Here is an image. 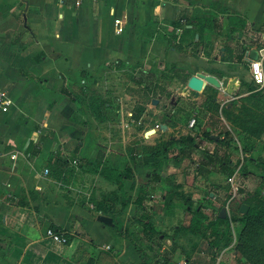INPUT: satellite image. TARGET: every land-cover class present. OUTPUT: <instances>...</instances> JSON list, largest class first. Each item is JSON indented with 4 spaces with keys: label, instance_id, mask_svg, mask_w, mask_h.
<instances>
[{
    "label": "crops",
    "instance_id": "0c3cea01",
    "mask_svg": "<svg viewBox=\"0 0 264 264\" xmlns=\"http://www.w3.org/2000/svg\"><path fill=\"white\" fill-rule=\"evenodd\" d=\"M212 14L218 16L210 23L207 17ZM118 17L124 22L122 32L115 25ZM183 26L189 31L184 33ZM175 29L176 34L180 33L178 42L183 34L191 40H188L189 48L184 46L180 50L172 44L170 39L177 42L173 38ZM209 33L225 38L232 47L233 58L227 61L225 55L229 50L220 43L215 45V57L220 52L215 66L230 63L238 70L247 65L250 68L251 60L245 59V52L264 51V0H0V89L11 100L9 111H0V264L138 263L139 255L133 243L116 229L120 215L114 225L99 221L97 216L105 213L97 211L92 202L86 205L79 201L81 179L72 178L69 182V175H61L63 167H59L62 164L59 158H67L70 171L74 163L83 168L88 160L97 163L109 157L111 148L96 143L90 137L89 123L84 122L81 96L87 92V85H96L95 79L109 82L113 73L132 66L137 60L146 66L145 70L162 67L160 64L166 60L169 66L182 69L181 73H190L186 84L182 78L175 77L182 85L177 89H183L180 94L185 98L174 102L172 113L165 112L168 117L164 121H157L160 126L165 123L167 128L157 129L153 121L144 122L138 132L141 143L148 145L151 162L160 164L145 173L149 185L139 184V172L135 171L132 176L150 198L154 196L153 191L161 190L164 199L167 190L177 185H180L178 191L187 194L188 185L184 183L195 180L194 174L187 172L191 157L181 156L179 149L172 154L178 146L172 147L165 158L161 154L156 159L153 153L162 147L163 143L157 142L160 137L178 140L190 133L194 142L203 139L207 148L215 150L216 145L206 141L202 134L211 131V135L218 136L215 133L220 126L214 122L209 130L205 129L202 109L210 106L208 94L202 92L197 97L185 86L198 71L217 76L207 69L210 62L206 46L196 44L199 36L206 38ZM191 47L200 50L201 55L187 53L186 50L192 53ZM200 57L207 61L204 69L198 65ZM259 58L264 63V54ZM212 87L218 90L216 99L220 106L233 107L228 100L237 95L228 96L224 89ZM104 97L103 111L109 122L116 114L127 111V116L132 114V123L137 124L149 112L156 114L168 108L166 103L162 106L159 102L153 103L155 98L151 96L149 100L141 99L143 111L137 108L139 99L135 98L137 110L132 112L123 106L119 108L116 103L133 98V94L123 92L117 97L116 94ZM189 101L203 115L196 112L186 115L181 108ZM92 111L96 116L97 108ZM174 113L180 121L174 119ZM193 116L199 119L191 127L189 121ZM220 119L227 124L223 112ZM153 128L155 132L146 135ZM212 139L218 141L219 136ZM197 149H200L199 155L201 150L204 152L202 148ZM125 163L128 164L125 161L113 165ZM141 167L145 169L143 164ZM46 169L51 173H45ZM219 171L215 172L218 176L224 175ZM218 178L211 180L216 183L212 184L213 191L220 196L224 185ZM136 208L141 209L137 205ZM161 212L153 218L158 229L180 226L176 223L180 212L177 205L173 215H166L164 207ZM53 224L72 236L69 243L55 241L47 235V229Z\"/></svg>",
    "mask_w": 264,
    "mask_h": 264
},
{
    "label": "rangeland",
    "instance_id": "374dc122",
    "mask_svg": "<svg viewBox=\"0 0 264 264\" xmlns=\"http://www.w3.org/2000/svg\"><path fill=\"white\" fill-rule=\"evenodd\" d=\"M215 15L216 17L218 16V14ZM215 15L212 14V16ZM174 31L175 35L173 38L177 41L180 33L176 34V29ZM170 40L172 44L180 48V50L183 49L184 46L188 47L191 45L188 43L191 40L186 37L179 40V42H174L172 39ZM197 42L206 46L205 50L207 54H209L210 62V66L207 68L209 71L215 72L219 78H223L224 76L238 78L246 83L244 85L241 84L236 98L228 100V102L232 103L233 108L228 115V119L226 117L225 121H227V124L220 119L222 109L226 107V104H222V106L219 104L218 108L209 106L205 107L204 110L202 109L205 114L206 130H209L207 128H211L210 124L214 122L220 123L217 131L224 130L225 128L230 130L233 139H226L227 145H225V143L223 145L209 137H205V139L210 144L216 145L215 150L219 155L222 156L224 153H227V157L230 156L235 160L238 165L235 171L238 170V174L233 181L229 180V177L233 174L230 176H218L215 172L219 170V163L206 160L205 153L201 150L202 152L200 151L199 155L198 150L200 149L194 147L192 149L194 154L192 155L191 153V160L187 172L191 176L194 174V179L196 181L194 180L193 183H184V185H188V193L184 194V197H188V202L195 206L201 202L203 203L205 200H208L209 192L214 193L213 196H215V191H213L215 187H213L211 179L219 177L218 179L223 183L224 190L227 191L229 197H234L233 203L235 207L233 211L237 210L240 203L247 202L251 205L249 210L255 213L264 208V87H259L254 83L248 65L243 67L242 70H238L236 67L234 68L230 63L219 64V66L214 65L217 62L215 58L217 56L220 58L219 51L216 57L215 54H213L217 43L224 45L229 50V53L225 55L227 61L233 58L232 47L228 40L225 38L213 37L209 33V36L206 38L199 36ZM191 50H193L192 53L188 50H186V52L195 54L197 49L191 47ZM153 65L156 66L158 64L154 63ZM160 66L162 67L155 68V70H153V68H151V70H145L146 66L141 65V60H137L132 66L129 65L128 68L121 69L119 73H113L114 75H111L112 77L109 78V82H100L95 79L96 85H87V92L85 91L81 96V103L85 111L84 122L85 124L89 123V129H91L90 137L93 138L96 143L99 142L111 148L109 157L104 161L110 164L128 162L132 167V173H136L135 171L140 173V185L141 183L149 185L150 182H147L148 179L145 173L147 171L152 172L153 165H156L158 162H151L152 156L147 153L149 151L148 145L141 143L138 132L145 121H153L154 127L160 129V124L157 121H164L165 112L169 114L172 113L171 107L174 102H178L185 98L180 94L183 89H181L182 85L179 79L176 78H182L183 84H186V80L190 75V73H181L183 70L177 65L169 66L166 60L162 62ZM160 68L161 70H159ZM218 72L220 74H218ZM186 76L188 77L184 79ZM143 83H145L144 86L140 85ZM177 86H181L180 90L177 89ZM185 86L187 88V85ZM186 91L189 90L186 89ZM190 91L193 94V90L190 89ZM216 91L217 92H212L207 88L203 92L205 94L214 93L217 95L218 90L216 89ZM123 92L133 94L134 97H128L123 103H116V105H119V108L123 106L125 110L135 112L137 108L140 109L142 107V100H149L151 96L159 100L158 105L162 106L166 103L168 108L162 109L156 114L149 112L146 116L140 118L137 124L132 123L131 113L128 114L129 119H126L128 118L127 111H125V113L121 111L119 115L116 114L115 118L109 122V118L104 115L103 111L104 96L116 94L117 97V95H122ZM186 95L188 94H185V96ZM135 98L139 99V104L136 109L134 108L136 104ZM94 108H97L95 113L96 116L92 114V109ZM181 110L185 111L186 115H192V113L195 112L197 115H203L202 112H197L199 109L195 107V105H192L190 101L183 103V108H181ZM206 110L210 111V113ZM88 114L90 116H88ZM171 116L173 117V115ZM177 116L178 114L174 113V119L180 121L177 119ZM180 118L182 119V117ZM196 119L198 120L199 118L196 117ZM157 142L158 144L166 143L168 142V137L162 136ZM177 150L178 148L172 150L171 153L173 154L174 151L177 152ZM177 162H179V160H177ZM201 162L205 163V167L198 172L195 164ZM142 164L145 166V169L141 167ZM73 165L74 170L71 169L67 175L70 176L69 182L72 178L81 179V195L77 193L81 203L88 205L92 202L96 204L95 201H100L104 197L110 196L112 192L115 191L114 196L111 197L113 198V201L111 200V205L117 213H120L118 227L128 230L126 235H128L129 240L133 243L139 255L138 263L134 262L133 264H141L146 254L150 257L153 256L152 258L154 260L151 264H156V261L161 264L163 258L162 254H164L165 250L170 252V257L178 264H251L250 260L239 249L240 234L245 226L244 215L246 214H239V220L234 221L233 224L229 221L220 222L218 226L219 234H215V236L212 235L211 229H209L207 237L194 235L190 232H182L175 235L174 226L171 228L168 227L167 229L161 230L164 234L161 235L162 240L158 246L159 240H157V238H155V241L151 242L147 240V236L144 238L141 234L145 222L142 217L149 215L152 216L153 219L158 212L159 215L162 214L161 211H163L164 199L162 198L161 190L157 192L153 191L154 196L152 198L145 197L146 201L144 204L147 209H142L147 212L145 213L141 209L136 208L135 200L140 194L141 188L137 178L132 176V178L124 180L119 186L111 180L104 179L99 172H96L94 162L88 160L83 168H80L78 163H74ZM247 171L249 172L247 173ZM243 172H245V174ZM48 173L51 172L49 171ZM174 177L177 178L173 175V178ZM66 189L72 191L70 188ZM222 194L225 195V191H223ZM176 200L178 201L176 205L180 211L176 223L179 225H187L190 221V214L187 213L188 203H184L181 198H177ZM216 210V206H213L209 210L211 215L208 216V221L214 218ZM256 233V242L260 246H264V225H261ZM173 236H175L174 239L171 238ZM172 248L173 251L171 250Z\"/></svg>",
    "mask_w": 264,
    "mask_h": 264
},
{
    "label": "trees",
    "instance_id": "16d2710c",
    "mask_svg": "<svg viewBox=\"0 0 264 264\" xmlns=\"http://www.w3.org/2000/svg\"><path fill=\"white\" fill-rule=\"evenodd\" d=\"M207 19L210 21V23L215 21L214 16H210L207 17ZM206 19V20H207ZM235 18H231V21H234ZM240 21L242 23L245 22V20L240 19ZM180 24V22H178L176 25L178 26ZM204 26V25H203ZM205 26H207L206 22H205ZM184 29V26H183ZM184 33H186L187 31H189V29H187L185 27L184 29ZM185 38V34H183L180 38V40ZM195 42V41H193ZM196 44H198V42H196ZM195 55L197 57H199L201 55L200 50L196 51ZM209 56V54H207ZM243 56H240V60H243ZM217 73V72H216ZM218 74H220L218 72ZM188 76H186L184 79H186ZM246 82L242 81V84L244 85ZM208 89H211L212 92H217L216 89H214L212 86H208ZM217 95L216 94H208V100H209V105L211 107H219V104L217 103V99H216ZM233 107L229 108V107H223L222 112L224 114L225 117H227L228 119V115L231 112ZM144 108H140V111H143ZM166 117H168L167 115H165ZM136 118H138V116H136ZM212 134V132L209 131H205L203 133V137H209ZM216 135L219 136L218 142L223 144L225 143V145H227L228 143L226 142V139H233V137H231V132L229 129L225 128L224 130L218 131L217 133H215ZM174 146H178L179 152L181 154H183L182 156H191V152L192 149L194 148V141H190L187 139V137H183L181 139L178 140H168V142L163 143L162 147L158 150H155V148H153L152 151H154L155 154L154 157L157 159L158 156H160L161 154L163 155V158L166 157V154L169 150L172 149V147ZM227 153H224L222 156L218 154V152L216 150H214V153L211 154H206L207 159L206 160H210V161H216L217 163H219L220 169L227 175L230 176L232 174H234L236 171V168L238 167L237 163H232L231 162V157H227L226 156ZM60 163L62 164H57V166L59 165L61 169V175L64 174H68L69 170H67V165H68V161L67 158L62 157L59 158ZM158 163L156 164H160L159 161H156ZM59 163V162H58ZM160 166H158L159 168ZM205 167V163L201 162L198 163V166H196V170L197 171H201L203 168ZM158 168L156 170H158ZM160 169V168H159ZM95 171L99 172V174L108 179L111 180L113 182H115L117 185L120 186V184H122V182L126 179V178H132V167L125 163L123 165H113L110 164L106 161H100L95 163ZM249 171H247L248 173ZM245 174V172H243ZM158 177L160 176V173H157ZM180 185L177 186H173L172 189L167 190V192L165 193L164 196V212L166 215H173L174 214V210L176 207L175 198H182L184 199L187 203H188V207H187V213L190 214V221L187 225L183 224L180 226H177L174 228V234L178 235L182 232H190L194 235H201V236H208V232L209 229H211V233L213 236L218 235L219 231H218V226L219 223L224 221V220H211L208 221V215L207 213H205V210L203 209V205L202 202L197 204L196 206L191 204L190 202H188V197H184V193L182 191H178L177 188H179ZM115 191L112 192V194L108 197H104L103 199H101L100 201H95L96 203V210L97 211H101L105 214H108L109 216H111L113 218V220L117 223V218L120 215V213H117L114 210V207L111 205V200L113 201V198H111L112 196H114ZM147 191L143 188H140V194L138 195V197L135 200V203L137 206H139L141 209L146 210L145 207V200L147 197ZM243 203H247V202H243ZM249 204V203H247ZM249 206L251 207V205L249 204ZM145 213H147L145 211ZM244 220H245V226L240 234V243H239V249L244 253V255L250 260L251 264H264V246H260L257 242H256V235H257V230L261 227V225H264V208L260 209L258 211H256L255 213H253L251 210H249L246 215H244ZM143 220H145L143 228H142V236L144 238H146V236L148 237L147 240L153 242L155 241V238H157V240H159L158 246L162 240L161 235L164 234L160 229L157 228V226L155 225L152 216L147 215L146 217H142ZM141 220V219H140ZM51 228H53L56 232L64 235L65 237H67L68 239V243L70 242L72 236L64 233L61 228H59L56 225H51ZM118 224H116V229L118 231L119 234L124 235L126 238H129L128 235H126V232H128V230L126 229H118ZM172 239L175 238V236L171 237ZM173 251V248L171 249ZM153 257V256H152ZM148 256L146 254V256H144V261H142L141 264H151V262H153V258ZM162 263L161 264H178L175 261L172 260V258L170 257V252L168 250L164 251V254H162ZM156 264L157 261L155 262Z\"/></svg>",
    "mask_w": 264,
    "mask_h": 264
},
{
    "label": "water",
    "instance_id": "95a60500",
    "mask_svg": "<svg viewBox=\"0 0 264 264\" xmlns=\"http://www.w3.org/2000/svg\"><path fill=\"white\" fill-rule=\"evenodd\" d=\"M197 37H198V35H197ZM260 54H264V51L261 52L259 49H252L249 53H248V51L245 52V59H250V60L257 59V58H259ZM206 64H207V61L204 57H200L198 59V65L201 68L204 69L206 67ZM208 84L212 85L218 89H224L226 95L235 97L238 93L239 87L242 84V81L239 80L238 78H230V77L219 78L216 75L207 73L206 71L202 70V71L196 72L195 74H193L189 78V80L187 82V88L193 90L195 92V95L198 97L204 91L205 87ZM158 102H159L158 99H153V103L158 104ZM160 127L165 129V128H167V125L165 123H163ZM153 132H155V128L147 131L146 135H149ZM210 137L218 139V136L211 135ZM187 139L190 141H193L194 136L190 133L187 136ZM194 147L203 148L206 151L209 150L206 147L203 139H199L197 142H194ZM249 208H250L249 204L242 203L241 207H240V212L242 214H246L248 212ZM225 212H226V209L222 208V210H221L222 217L225 216ZM97 219L99 221L103 222L104 224L114 225V220L109 215L99 214L97 216Z\"/></svg>",
    "mask_w": 264,
    "mask_h": 264
},
{
    "label": "built area",
    "instance_id": "2783aa9c",
    "mask_svg": "<svg viewBox=\"0 0 264 264\" xmlns=\"http://www.w3.org/2000/svg\"><path fill=\"white\" fill-rule=\"evenodd\" d=\"M124 22L121 18H116L115 19V25L117 27V30L119 32H122L124 30ZM250 74L252 77V80L254 83L259 86V87H264V63L263 59L257 58V59H252L250 62ZM11 107V100L8 96V94L0 89V111L1 112H7L9 111ZM196 123V117L193 116L189 122V125L192 127ZM15 157V154L13 155ZM49 169L45 170V173H48ZM238 174V170L229 177L230 181H233L236 175ZM47 235H49L53 240L59 241L62 243H68L67 237L64 235L56 232L53 228L49 227L47 229ZM107 248H110L108 246Z\"/></svg>",
    "mask_w": 264,
    "mask_h": 264
},
{
    "label": "flooded vegetation",
    "instance_id": "af4514ba",
    "mask_svg": "<svg viewBox=\"0 0 264 264\" xmlns=\"http://www.w3.org/2000/svg\"><path fill=\"white\" fill-rule=\"evenodd\" d=\"M203 149V148H202ZM209 149V148H208ZM192 153V152H191ZM204 153H205V156L206 154H211V153H214V150L211 151L210 149L208 151H206L204 149ZM207 157V156H206ZM208 158V157H207ZM219 172H223L220 167H219ZM224 175H226L224 173ZM227 176V175H226ZM212 184H216L215 182L212 181ZM225 191V195H214V193H211L209 192L208 193V200H205L203 203H202V207L203 209L205 210V213H207L208 216L211 215L210 213V209L213 207V206H216L217 207V210L215 211L214 213V218L212 220H218V219H222L224 221H229L231 224L234 223V221H238L239 220V214H242L240 212V207H241V204L243 203H240L237 210L236 211H233L234 210V203H233V199L234 197H229V194L227 193L226 190ZM222 208H225L226 209V212H225V216L222 217L221 215V210Z\"/></svg>",
    "mask_w": 264,
    "mask_h": 264
}]
</instances>
